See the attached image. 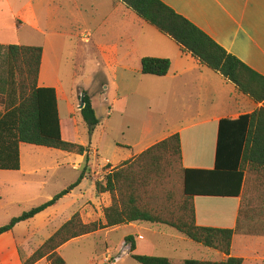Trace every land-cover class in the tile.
<instances>
[{
  "label": "crops",
  "instance_id": "crops-1",
  "mask_svg": "<svg viewBox=\"0 0 264 264\" xmlns=\"http://www.w3.org/2000/svg\"><path fill=\"white\" fill-rule=\"evenodd\" d=\"M161 1L202 29L229 53L264 74V0ZM25 27H28L35 36L72 37L76 39L80 49L96 51L103 65L113 69V83L119 90L104 119L110 118L114 111L113 107L122 108L118 112L124 113L127 102L132 108L143 110L144 114H139L140 117L144 115V119L139 118L143 121L123 127V130L130 133L126 144L121 146L128 148L130 153L116 164L108 163L112 168L120 166L127 160H134L154 144L180 133L181 169H213L216 166L220 121L224 118L237 119L263 105L243 94L221 73L200 63L190 53L184 52L173 38L160 32L117 0H0V60L5 56L8 60L7 52L10 45H24L21 44V36ZM48 41L42 44L43 56L38 85L56 89L63 138L73 142L77 137L79 122L83 124L78 119L79 106L76 104L75 108L74 97L78 95L81 101L86 90L79 86L76 90L74 88L67 91L61 79L46 71L55 57L52 52L53 46H50ZM148 56L170 59L172 65L169 73L165 76L143 74L141 62ZM151 83L160 84L162 90L153 88L150 86ZM126 84L137 86L129 88V91L125 90L127 92L120 90ZM92 101L98 116L95 102ZM155 101H160L162 123L165 124L167 132L153 140L151 132L154 131V127L146 120L145 112H151ZM63 109L65 119L62 117ZM191 137L193 142L190 144ZM196 137L198 141L201 139L202 143L194 141ZM37 161L40 165L38 159ZM28 169L29 171H25L21 149L22 185L32 176L46 172L48 167L29 166ZM104 174L92 170L83 182L90 178L95 184L97 180L104 178ZM243 196V192L240 197L194 196L192 202L196 224L220 228L236 227L244 205ZM98 198L99 205L93 202L91 208L96 215L98 209L101 215L99 217L102 218L104 208L112 204V195L103 193L99 194ZM49 208L32 219L47 213ZM17 225L13 230L0 235V264H23L18 249ZM125 227L133 230L131 235L135 236L138 254L161 256L158 251H168L169 256L164 257L169 258L174 264L175 261L185 263L186 259H200L179 256V247L191 239H183L184 237L180 235L183 233L172 226L134 222L113 228L119 230ZM168 228L173 231H169ZM150 231L158 232L168 239H148L146 234ZM74 240L76 239L63 246ZM122 242L123 249H127L124 256L129 255L130 246L126 239H122ZM257 245H264L263 236L236 234L233 237L231 255L244 258V264L248 259L255 257V263L258 264L261 257L256 250ZM191 247L186 244L183 246ZM208 249L218 252V258L201 260L222 261L228 257L218 250ZM209 252L212 251H208V255ZM131 259L130 264H140ZM122 260L121 254L117 255L111 264H120Z\"/></svg>",
  "mask_w": 264,
  "mask_h": 264
},
{
  "label": "trees",
  "instance_id": "trees-1",
  "mask_svg": "<svg viewBox=\"0 0 264 264\" xmlns=\"http://www.w3.org/2000/svg\"><path fill=\"white\" fill-rule=\"evenodd\" d=\"M117 1L124 3L141 19L173 38L184 52L221 73L243 94L263 105L237 119L224 118L220 121L216 166L213 169H181L180 133L154 144L134 160H127L115 168L108 164L104 178L95 183L99 194L112 195V204L104 208V220L85 222L79 213H75L24 259L23 264H37L42 259L49 260L50 264H66V260L58 252L65 243L103 229L134 222L172 226L191 240L228 256L222 261L186 259L185 264H244V258L231 255L233 237L236 234L264 235V231L245 229L247 210L244 205L234 228L199 226L196 224L192 199L196 195L240 197L246 180V167L264 173V74L229 53L202 29L161 0ZM7 55L8 88H0L4 108L0 110V170L21 169L22 143L54 148L86 156V165L79 180L72 187L80 185L90 173L87 163L90 160L91 146L63 138L56 89L38 85L43 47L12 44L8 47ZM171 65L168 58L150 56L144 57L141 62L143 74L156 76L167 75ZM4 84L5 79L0 77V86ZM83 99L85 106L80 113L88 126L91 144L101 120L88 92H85ZM176 162L183 175L185 199L183 214L173 220L161 215L162 211L170 212V209L154 208L147 198L150 197L154 184L170 177L168 173L173 171L171 169ZM68 193L69 190H64L49 201L14 217L8 224L0 227V235L54 206ZM126 243L130 246V257L140 264H174L164 256L136 253L134 235L127 236Z\"/></svg>",
  "mask_w": 264,
  "mask_h": 264
},
{
  "label": "rangeland",
  "instance_id": "rangeland-1",
  "mask_svg": "<svg viewBox=\"0 0 264 264\" xmlns=\"http://www.w3.org/2000/svg\"><path fill=\"white\" fill-rule=\"evenodd\" d=\"M21 37V44L24 45L43 46L42 44L49 40L48 43L53 46L54 51L52 52L55 57L52 59V64L47 66L46 71L55 78L61 79L67 91L74 88L76 90L80 86L94 100L101 125L95 131L92 143L90 144L91 136L89 135L88 126L79 114L80 108L77 110V115L83 124L79 122L77 137L73 142L91 146L90 160L87 163L88 171L95 170V173L102 172L104 174L108 163L116 164L130 153L128 148L121 146L126 144L130 133L128 130H123V127L143 121L139 120V118H145L144 115L139 116L141 113L144 114L143 110L132 108L130 103L127 102L124 113L118 112L122 108L113 107L112 110L114 111L110 118L104 119L109 112V107H112L113 98L117 95L119 89H116L113 83V69L103 65L96 51L85 48L80 49L76 39L72 37L32 35L28 27L24 28ZM0 77L5 79V84L1 85L0 88L5 87L4 90H6L8 88L6 87L8 77V60L6 56L0 60ZM136 86L135 84H126L120 90L127 92L129 88H135ZM150 86L162 90L160 84L151 83ZM74 100L75 108L76 104L80 106L81 101H79L78 95L74 97ZM159 105L160 101H155L151 112H145L147 114L146 120L150 121L154 127V131L151 132L153 140L164 136L167 132L165 124L162 123ZM0 110H4L2 96H0ZM65 116L63 109L62 117L65 119ZM192 139L191 137L190 144L193 142ZM194 141H198L197 137ZM199 142L202 143V140L200 139L197 143ZM21 149L25 171H29V166L48 167V170L32 176L23 185V175L20 170H0V227L8 224L14 217L20 216L25 211L49 201L60 192L69 190V193L62 197L55 206L49 208L47 213L17 225L18 249L23 262L56 230L71 219L75 213H79L85 222L98 219L104 220V217H99L101 215L98 209V215H96L91 208L93 202L99 205V202H97L99 194L92 179L87 178L80 185L72 187L79 180L86 165V156L82 158L81 155L75 153L26 143L21 145ZM57 161L61 163L57 164ZM174 166L171 169L173 171L168 173L170 177L163 179L161 183L154 184L147 201L154 208L170 209V212L167 210L162 211L161 215L176 220L183 214L182 206L185 196L183 192V175L178 162ZM243 195L244 209L247 210V217L244 219L245 229L264 231L263 172L254 171L249 166L246 167ZM168 229L173 231L171 228ZM132 232L131 228L126 227L119 230H115L113 227L103 229L97 233L74 238L76 240L59 249V254L66 260V264H111L113 259L120 254L123 257L120 264H130L132 259L129 255L124 256L127 249H123L122 239H126ZM180 235L184 237L183 239H190L183 234ZM256 236L264 237V235ZM146 237L148 239H168L166 236L164 237V235L154 231L147 232ZM185 244L192 247L183 248ZM179 248V256L185 255V257L190 258L216 259L219 255L218 252L191 240H186ZM256 250L261 257L258 264H264V245H257ZM208 251H212L209 252L210 255H208ZM158 253L161 256H169L170 254L168 251H158ZM254 258L248 259L245 264H257ZM175 262L176 264H185L179 261ZM37 264H50V262L47 259H42Z\"/></svg>",
  "mask_w": 264,
  "mask_h": 264
},
{
  "label": "water",
  "instance_id": "water-1",
  "mask_svg": "<svg viewBox=\"0 0 264 264\" xmlns=\"http://www.w3.org/2000/svg\"><path fill=\"white\" fill-rule=\"evenodd\" d=\"M83 98H84V95H82V97H81V104L79 106L80 109H83L84 106H85V102H84V99Z\"/></svg>",
  "mask_w": 264,
  "mask_h": 264
}]
</instances>
